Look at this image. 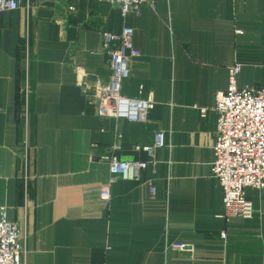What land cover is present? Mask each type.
Listing matches in <instances>:
<instances>
[{
	"label": "crops",
	"instance_id": "crops-1",
	"mask_svg": "<svg viewBox=\"0 0 264 264\" xmlns=\"http://www.w3.org/2000/svg\"><path fill=\"white\" fill-rule=\"evenodd\" d=\"M18 1L0 12V207L26 235L23 264H264V189L246 190L252 218L225 219L212 173V107L230 69L241 65L239 87L264 88V0H154L139 16L97 0ZM125 27L141 56L122 94L155 102L144 122L99 117L82 87L109 81L105 36ZM158 132L155 165L102 201L100 158L148 161L135 147Z\"/></svg>",
	"mask_w": 264,
	"mask_h": 264
},
{
	"label": "built area",
	"instance_id": "built-area-1",
	"mask_svg": "<svg viewBox=\"0 0 264 264\" xmlns=\"http://www.w3.org/2000/svg\"><path fill=\"white\" fill-rule=\"evenodd\" d=\"M100 3L117 6L123 16H139L146 5L154 7V0H97ZM20 8L18 0H0L1 11H14ZM241 31H238L240 33ZM134 30L125 27L120 35L107 34L105 48L110 66V79L107 83L98 81L93 85H82L88 100L96 108L101 118H124L130 122H144L155 107L151 99L130 98L122 94L123 81L128 79L131 61L141 56V51L134 46ZM81 81L85 71L77 68ZM241 65L230 69L229 86L225 92L218 93L212 110L217 114V129L213 146V176L219 181L224 191L223 217L233 216L252 218L256 209L247 197V189H264V88L245 85L238 86L237 76ZM24 93L29 94L28 86ZM203 115L207 109H202ZM30 113L27 103L24 108V137L19 155L26 165L30 151L29 142ZM164 132H158L151 145L136 146L144 151L148 161H125L116 157H101L100 161L110 166V183L101 188L100 199L110 201L111 185L119 180H137L139 174L149 164L155 165L156 151L165 147ZM151 194H155L152 183ZM226 239V233H222ZM26 235L18 223L8 219L6 207H0V264H23ZM172 247L186 250L184 244Z\"/></svg>",
	"mask_w": 264,
	"mask_h": 264
}]
</instances>
